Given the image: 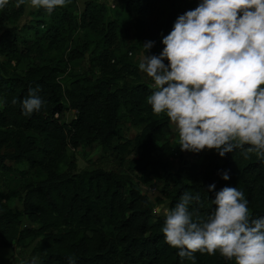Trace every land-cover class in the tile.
<instances>
[{
	"label": "trees",
	"instance_id": "trees-1",
	"mask_svg": "<svg viewBox=\"0 0 264 264\" xmlns=\"http://www.w3.org/2000/svg\"><path fill=\"white\" fill-rule=\"evenodd\" d=\"M123 1V10L114 19L107 17L105 6L96 0L86 1L81 12H76L77 4L71 0L51 14L36 10L20 28L11 21L22 15L23 5L12 12L0 9V54L9 67L0 72V170L10 172L4 161L12 159L27 163L31 171L23 191L14 190L6 197L0 191V247L40 237L43 247L35 264H68V257L75 264H191L164 242L163 216L153 215V201L128 175L101 168L69 175L59 171L67 149L75 150L82 143L112 145L120 160L137 152L129 163L141 181H163L169 207L191 191L199 193L200 199L193 201L190 210L207 216L214 210L215 193L229 186L244 193L253 218L264 217V161L254 154L245 159L237 149L221 158L215 150H204L195 153L198 163L169 170L165 160L169 146L157 145L169 120L165 114H153L147 103L150 86L141 81L127 83L130 64L117 59L110 48L118 24L138 17L142 20L128 50L145 51L142 45L154 41L153 48L160 54L162 39L177 17L195 9L199 0ZM79 27L100 28V39L91 49L84 42L63 49L61 44L72 42ZM54 49L59 54L49 53ZM88 52V69L75 71ZM24 59L31 64L21 74L15 66ZM37 88L45 103L26 117L21 101L29 89ZM67 111H72L69 118ZM126 122L139 132L118 142L119 126ZM15 171L25 180V171ZM225 171L230 177L227 181L222 179ZM212 184L215 189L209 191ZM16 196L22 204L19 211L10 204ZM23 215L35 226L23 225ZM195 264H234V259L226 260L218 251L215 255L196 253Z\"/></svg>",
	"mask_w": 264,
	"mask_h": 264
},
{
	"label": "clouds",
	"instance_id": "clouds-1",
	"mask_svg": "<svg viewBox=\"0 0 264 264\" xmlns=\"http://www.w3.org/2000/svg\"><path fill=\"white\" fill-rule=\"evenodd\" d=\"M70 2L28 0L31 8L49 14ZM9 3L0 0V9ZM24 3L15 0L16 7ZM154 43L142 45L138 66L153 81L147 103L154 115L167 116L180 150H215L224 158L240 149L245 159L254 154L264 161V0H199L177 17L162 39L163 51L146 55ZM39 91L29 89L22 115L41 110L45 102ZM229 178L223 172L222 179ZM214 189L215 184L209 186ZM199 199V193L185 191L174 206L157 209L164 218V242L181 260L195 264L196 253L218 251L234 264H264V217L251 216L244 193L221 188L207 216L190 210ZM68 264H75L74 258L68 257Z\"/></svg>",
	"mask_w": 264,
	"mask_h": 264
},
{
	"label": "rangeland",
	"instance_id": "rangeland-1",
	"mask_svg": "<svg viewBox=\"0 0 264 264\" xmlns=\"http://www.w3.org/2000/svg\"><path fill=\"white\" fill-rule=\"evenodd\" d=\"M86 1L88 0H75L78 7L76 12H81ZM96 1L105 6L107 17L109 19H114L116 12H121L123 10V0ZM14 7L15 0H10L9 5L3 9H7L9 12H12ZM35 12L36 10L29 6L28 0H25V3L23 4L22 15H20V17H18L15 21L11 22L20 28L23 24L30 22V20L34 17ZM139 20L142 19L133 17L130 21L123 22L121 25L118 24V27L115 28L114 39L112 44H110V48L116 51L117 59L124 58L123 60L130 64L127 65V67L130 68V71L125 75L127 83L141 81L151 87L153 81L151 78L147 77L145 73L141 72L138 66L145 51L143 49L128 50V44L131 43V38L136 36L138 32ZM143 28L145 29V32L148 36L152 35V32H150L148 27ZM99 31L100 28H76V33L72 42H66L64 44L62 43L61 47L63 49L65 47L69 48L73 46L74 43L82 44L84 42L86 45H88L89 49H91L100 39ZM146 37L147 36L144 38ZM49 53L52 55L59 54V50L54 49ZM88 54L89 52L86 53V57H84L83 60L77 66H75V71L85 72L88 69ZM146 55L158 56L159 54H157L152 47L146 53ZM12 64H15V61H12ZM30 64V60L24 59L15 66V70L22 74ZM5 67L9 68L7 66L6 57L0 54V72H2V68ZM124 69L127 71L126 68ZM71 112L72 111L66 112L67 118L71 117ZM119 128L121 138L118 142H124L126 140L132 139L139 132L137 127L128 122L122 124L119 126ZM116 142L117 141H115L114 144ZM178 142L179 137L175 131V128L170 126L168 123V126L164 129V138L162 141L158 142L157 145H161L163 143L168 144L169 151L165 154V160H167L169 164V170L171 172H176L178 169L188 166L191 163L199 162V159L196 158L195 153L182 152ZM6 151L10 150H1V152ZM169 152H171L173 155H171ZM137 156V152L131 151L130 153L125 154L124 158L120 160V155L115 152L112 145L103 147L98 142H94L92 144L82 143L75 150L67 149L65 157L58 169L60 172L66 175L82 172L85 169L91 168H101L107 171L126 174L130 177V180L139 187L140 191L153 201V215L155 217L162 216L157 212V209L161 207H169V200L164 197L162 192L163 181L157 179H152L151 183H145L141 181L137 171L134 169L132 164L129 163V160L134 159ZM4 164L11 168V171L8 173H4L2 170H0V191L6 197L7 195L13 193L14 190H24L26 180H30L29 175L31 174V171L28 168L27 163L23 161L5 159ZM15 170L25 171V180H22L21 178L19 179V176ZM157 198H159V200H157ZM10 204L12 209L15 211H19L22 208L21 201L17 196L10 199ZM21 221L23 225L35 226V224L30 222L24 215L21 216ZM42 247L43 244L40 240V237L27 239L22 245L14 243L10 247H0V264H35L37 262L38 253Z\"/></svg>",
	"mask_w": 264,
	"mask_h": 264
}]
</instances>
